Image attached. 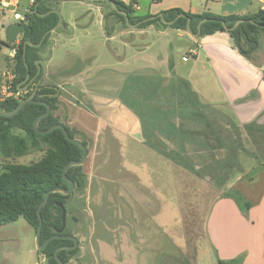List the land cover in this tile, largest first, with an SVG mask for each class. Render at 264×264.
<instances>
[{"label": "rangeland", "instance_id": "1", "mask_svg": "<svg viewBox=\"0 0 264 264\" xmlns=\"http://www.w3.org/2000/svg\"><path fill=\"white\" fill-rule=\"evenodd\" d=\"M30 2L21 0L20 10L29 8ZM46 5L58 11L63 22L42 53L47 59L50 45L56 44L53 71H62L61 41L78 28L77 23L90 24L95 52L93 78L82 86L83 95L68 86L67 93L61 91L56 111L76 139L88 142L83 185L75 188L65 207L67 227L79 240V251L69 264H219L206 230L211 206L229 189L252 203L264 188V105L258 95L253 120H248L253 110L247 105L245 119L225 105L220 108L225 115L214 114L217 121L209 122L210 132L208 126L203 134L202 124L194 123L188 111L189 96L202 108L207 103L188 81L200 78L195 66L202 69L208 64L200 39L171 27L123 28L106 19L112 8L105 1L48 0ZM0 17V39L7 41L6 28L14 21L10 14ZM106 28L112 35H122L110 40ZM10 52L4 47L0 56L5 59ZM253 52L264 67V32ZM11 66L9 61L7 71ZM56 77H45L41 84L58 86ZM211 79L206 97L219 100L222 94ZM137 119L151 144L134 141L140 135L125 130ZM245 120L260 128L252 131L255 143ZM157 132L169 138L168 144L160 141ZM204 136L206 143L200 144ZM176 138L183 144L174 143ZM44 154L31 151L23 157L0 158V173L5 164L28 165ZM12 238L18 241L15 248L8 243ZM34 248L38 252L36 233L26 220L0 227V264H46Z\"/></svg>", "mask_w": 264, "mask_h": 264}, {"label": "trees", "instance_id": "2", "mask_svg": "<svg viewBox=\"0 0 264 264\" xmlns=\"http://www.w3.org/2000/svg\"><path fill=\"white\" fill-rule=\"evenodd\" d=\"M48 0H37L31 7V11L27 14V29L21 35L19 42L10 44L7 41L0 39V50L4 47L14 49L17 47V53L14 59H11L12 72L15 75L13 80V89H23L30 80L38 73V61H45L42 53L45 50L50 37L49 34L41 47L27 46L26 52L24 46L27 43L37 45L42 40L43 36L59 22L57 13H50L53 9L46 5ZM108 3L112 10L106 15V19L112 18L116 23L122 24L123 28H129L125 15L118 10L125 11L129 16V23L135 25L142 20L148 19L154 15L143 13L134 8V1L130 4H125L118 0H104ZM113 3L116 5L114 8ZM163 18L166 21L176 22L173 25L164 24L160 18L142 23L138 29H145L149 26H157L161 29L168 27L188 31V24L193 34H197L198 25L204 19H209L204 22L200 28L199 38L214 35L218 32H226L233 39L239 53L246 59H252L250 51L254 45L258 43L259 36L264 32V9L258 10L256 13L247 16H218L211 13L192 14L186 13L181 9H169L162 12ZM181 15H185L182 17ZM239 20H244L236 29L231 30ZM224 22V24H223ZM63 24V22H62ZM226 27L230 28L229 31ZM121 29H119L120 31ZM106 34L111 37V32L105 29ZM254 53V52H253ZM28 72L30 73L29 81H26ZM43 74L35 79L33 84L29 86L32 89L24 98L15 100L13 98L0 102V107L6 112H12L20 104L21 101L30 97L35 93V100L44 102L45 104L25 105L15 116L11 118L0 115V158L14 159L15 157H23L31 151H44V157L37 162L28 165L9 163L3 166L0 173V227L17 222L19 219L26 220L37 234L39 227L38 208L41 202L46 197L47 193L55 188L69 189L70 185L63 178L64 168L71 161H78L82 158L83 150L77 144L69 142L63 131L55 129L48 134H37L34 130L35 120L47 110V106L51 107V113L44 117L39 123V129L46 131L55 124H63L68 130L69 135L75 138V132L66 124L62 123L56 111L59 109L61 89L56 85L40 84L36 88V84ZM193 96L188 97V111L192 121L195 119L203 120L201 115L202 106L196 104ZM201 107V108H200ZM213 115L216 114L214 111ZM207 120V118H206ZM212 120H216L212 117ZM253 122L245 124V129L248 135L253 137L255 143L257 138L254 136V129L259 130ZM212 126V125H210ZM207 127V126H206ZM255 139V141H254ZM85 146L88 142L80 139ZM45 148V149H44ZM257 168L250 174L251 178H255ZM248 174V175H250ZM67 176L75 183L76 188L83 185L85 173L83 166H74L67 172ZM253 179H251L252 181ZM74 193L66 195L63 193H53L50 195L49 201L43 207L41 215L43 218L42 227V243L56 234V231L63 226V211L61 205L66 207L68 200ZM229 198L233 199L242 213L248 214L252 208V203L247 201L243 195L235 189L225 191L218 199ZM217 199V200H218ZM74 221L78 218L73 216ZM62 236H74L73 230L66 226ZM74 242L69 239H54L48 243L42 251L38 250V256H44L46 264H59L55 258V251L63 246H72ZM79 251V247L73 250H62L59 252V258L69 264L72 257ZM244 257H238L230 261H223L218 258L219 264H243Z\"/></svg>", "mask_w": 264, "mask_h": 264}, {"label": "crops", "instance_id": "3", "mask_svg": "<svg viewBox=\"0 0 264 264\" xmlns=\"http://www.w3.org/2000/svg\"><path fill=\"white\" fill-rule=\"evenodd\" d=\"M85 1V0H77ZM125 4L134 3V8L143 13L158 15L169 9H181L186 13L203 14L211 13L218 16H247L256 13L260 9H264V0H118ZM256 6H259L258 8ZM89 11H92L90 9ZM91 16V15H89ZM1 19V17H0ZM83 22V21H82ZM77 29L68 31L66 38L61 42L63 50L62 71H53L55 60L56 44L52 43L48 49L49 57L45 58V66L47 73L46 79L55 80L58 75V87L64 92H68V86L73 88L77 95H83L82 86L93 77L91 76L92 63L95 58L93 42L91 40V29L89 23H77ZM5 24L2 23L1 27ZM122 32V31H121ZM165 34L166 30L160 31ZM119 35H112L110 40L116 39ZM200 39V47L208 59L207 67L204 65L202 69L195 66L194 70L199 69L201 75L199 79H190L189 82L193 89L196 87L197 94L207 103L204 104L202 111L205 112L203 120L195 119L193 122L202 124V132L205 134L206 126L212 121V109L216 111V116L225 115L221 111V107L227 105L237 116L245 115V106L252 109V119L255 118V95H258L259 103L264 105V67L255 61V58L246 59L236 48L233 39L226 32H218L214 35ZM2 40V39H1ZM19 39L17 40V42ZM55 42V41H54ZM130 44V43H127ZM76 48V51L74 50ZM151 47H146V54ZM195 57L199 56L198 52H193ZM9 61L11 63L10 54L3 59L0 56V86L8 80ZM187 62V61H185ZM132 78L133 74H128ZM196 76V74H194ZM44 77V78H45ZM214 80L215 89L222 94L219 100H212L206 97V92L211 91V82ZM53 84H56L52 82ZM79 92H77V89ZM201 88L204 93H201ZM70 89V88H68ZM208 94V93H207ZM78 102V100H77ZM79 103V102H78ZM242 109V110H240ZM247 109V110H248ZM254 115V116H253ZM137 118V117H136ZM207 118V120H206ZM243 119V120H244ZM245 120V124H250ZM132 127L125 129L127 132H134L140 135V138H133L141 144H151L152 140L143 135L141 130V122L131 121ZM255 122V121H254ZM136 126V128H134ZM129 130V131H128ZM165 132V131H164ZM199 133V132H198ZM157 136L160 141L168 144L169 138L162 134ZM139 137V136H138ZM201 138V137H200ZM199 140L200 144L206 143V137ZM138 139V140H137ZM174 143L183 144L180 138L172 140ZM209 141V140H208ZM252 201V208L248 214L242 213L237 204L229 198L218 199L214 202L209 210L206 221V230L209 240L213 245L220 260L230 261L238 257H244L243 264H264V188L259 190L257 196ZM14 224V223H12ZM10 225V224H9ZM35 233V231H34ZM16 246L17 240L11 239L8 243ZM34 251L37 250L34 248Z\"/></svg>", "mask_w": 264, "mask_h": 264}, {"label": "water", "instance_id": "4", "mask_svg": "<svg viewBox=\"0 0 264 264\" xmlns=\"http://www.w3.org/2000/svg\"><path fill=\"white\" fill-rule=\"evenodd\" d=\"M85 1H92V2H98V1H104V0H85ZM113 6L114 8L116 7V5L113 3ZM57 13L59 15V22L57 24V26L55 28H53L52 30L48 31L42 38V40L40 41L39 44L37 45H33L31 43H27L25 44L24 46V50L26 52V49H27V46H35L37 48L41 47V45L43 44V42L45 41L46 37L55 32L59 27L60 25L62 24V16L60 15V13L56 10H52L50 11L48 14L50 13ZM119 13L125 15L126 17V22L128 24V26L132 27V28H138L142 23L146 22V21H152V20H156L157 18H160L162 20V22L164 24H168V25H173L176 20L178 18H176L175 20L173 21H166L164 18H163V14L160 13L158 15H154L148 19H145V20H142L141 22L135 24V25H131L129 23V16L128 14L125 12V11H122V10H118ZM182 17H184L185 15H181ZM209 19H204L202 20L199 25H198V32L197 34H193L190 30V27H189V24L187 26L188 28V31L191 33V35L195 36V37H198L200 35V28H201V25L208 21ZM244 22V20H239L238 22H236V24L233 26V28H231V30H234L236 29V27L240 24ZM224 24V22H223ZM27 29V22H25L24 24L22 23H18V22H14V23H11L7 26L6 28V37H7V42L10 43V44H14L15 42H17L19 36H21L22 34L25 33ZM226 30L229 31L230 28L226 27ZM257 47V44L254 45V48L250 51L253 52L255 50V48ZM43 71V74L41 76V78L39 79V81L37 82V84L35 85L36 88L39 87V85L41 84L42 82V79L45 77L46 73H47V68L45 66V63L43 60H39L38 61V73L37 75L29 81V78H30V73L28 72V75H27V78H26V81H29L28 84L23 88V89H26L28 88L31 84H33V82L35 81V79L41 74V72ZM29 103H32V104H45L44 102H41V101H37L35 100V93H33L30 97L26 98L25 100L21 101L20 104L15 108V110H13L12 112H6L5 110H3L1 107H0V115L3 116V117H7V118H11L13 116H15L25 105L29 104ZM47 106V110L46 112H44L43 114H41L34 122V130L36 131L37 134H48L50 133L51 131L55 130V129H60L63 131L66 139L71 142V143H74V144H77L78 146H80L83 150V155H82V158L78 161H71L70 163L67 164V166L64 168V171H63V178L64 180H66L68 182V184L70 185L69 189H64V188H55V189H52L50 190L46 197L44 198V200L41 202V204L39 205V208H38V216H39V227H38V231H37V234H36V242H37V247H38V250L39 251H42L46 248V246L48 245V243L54 239H69V240H72L74 242V244L72 246H63V247H60L58 248L56 251H55V258L56 260L59 262V264H65L60 258H59V252L62 251V250H66V249H69V250H73V249H77L79 247V240L75 237V236H62V233L65 231L66 229V226H67V211L65 209L64 206L61 205V208H62V211H63V226L61 229L57 230L56 231V234L54 236H52L51 238H49L48 240H46L44 243H42V239H41V236H42V227H43V218H42V215H41V211L43 209V207L47 204V202L49 201V198H50V195L53 194V193H63V194H66V195H70L74 192L75 188H76V185L75 183L67 176V172L70 168L74 167V166H82L88 156V148L85 146V144L81 141V140H78L76 138H72L69 133H68V130L66 129V127L63 125V124H55L53 125L51 128H49L48 130L46 131H42L39 129V123L40 121L48 116L50 113H51V107L49 105H46Z\"/></svg>", "mask_w": 264, "mask_h": 264}, {"label": "built area", "instance_id": "5", "mask_svg": "<svg viewBox=\"0 0 264 264\" xmlns=\"http://www.w3.org/2000/svg\"><path fill=\"white\" fill-rule=\"evenodd\" d=\"M37 0H31L29 8L25 9L24 11L20 10L21 0H0V14L3 16H7L10 14L13 18L14 22L28 23L27 14L30 13L31 7L35 4ZM12 22V23H14ZM19 42V41H18ZM17 53V47L11 49L10 58L14 59ZM193 54V53H192ZM187 57H183V61H187ZM15 75L12 72L8 74V80L0 86V102H4L7 99L13 98L15 100H20L24 98L32 89H20L14 90L13 89V80Z\"/></svg>", "mask_w": 264, "mask_h": 264}]
</instances>
